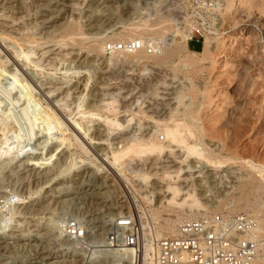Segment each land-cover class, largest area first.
Masks as SVG:
<instances>
[{
    "label": "rangeland",
    "instance_id": "rangeland-1",
    "mask_svg": "<svg viewBox=\"0 0 264 264\" xmlns=\"http://www.w3.org/2000/svg\"><path fill=\"white\" fill-rule=\"evenodd\" d=\"M227 1L217 0L212 7L209 58L193 65L186 53L160 64L151 60L110 64L112 54L91 48L93 43L113 40L131 23L154 24L162 16L166 21L154 26L169 28L146 38L163 37L169 43L174 36H189L190 22L182 15L186 10L190 14V1L187 6L182 0H10L14 8L0 7V190H4L0 192V264L78 263L80 256L67 253L57 239L64 231L55 213L63 209L67 216L77 214L102 232L122 213L138 208L148 216L150 206L160 207L163 194L154 184L159 179L145 185L134 169L157 178L153 174L161 171L164 159H174L173 154L166 149L159 157L127 158L121 168L105 160L126 141L147 139L154 125L173 120L189 125L196 114L198 122L217 130V137L209 132L203 136L207 148L234 158L241 153L255 158L264 152L263 136L251 130L252 120L240 128L234 125V113L228 124L223 115L240 101L239 94L245 99L242 80H264V43L259 44L264 40V7L251 8L250 15L244 11L245 0L229 7ZM252 15L260 16L262 24ZM68 24L76 25L82 35L65 33ZM221 38L225 42L218 46ZM189 46L194 48L190 52L202 47L195 39ZM109 100H114V109L104 104ZM105 117L124 127H109ZM214 117L218 120L212 124ZM158 140L165 144L162 134ZM174 152L182 154L181 149ZM192 164L198 170L202 167L199 162ZM209 168L185 175L212 212L219 210L215 200L226 191H231L227 199L235 193L230 181L243 180L250 170L239 162ZM205 175L206 184L199 185ZM147 193L150 203L144 198ZM203 211L195 212L198 216ZM182 212L176 207L162 213ZM158 222L140 221L143 243L154 240L155 231L152 239L147 232H153L152 224L156 227Z\"/></svg>",
    "mask_w": 264,
    "mask_h": 264
},
{
    "label": "bare ground",
    "instance_id": "bare-ground-1",
    "mask_svg": "<svg viewBox=\"0 0 264 264\" xmlns=\"http://www.w3.org/2000/svg\"><path fill=\"white\" fill-rule=\"evenodd\" d=\"M9 1L10 0H2L0 7L6 9L11 7L14 8L15 6H10ZM186 1L189 0H182V2H184L188 6L189 3L187 4ZM242 1L243 0H228V7L231 6V4L235 5L237 2L242 3ZM244 3L246 4L244 11H247V13L249 14L251 8L257 7L262 10L264 7L262 1L258 2V0H245ZM211 11L212 8L206 10V13L204 12L202 14L203 18L209 19V27L204 34V39L200 51H189L187 44L188 36H182L181 38H178L180 36H178L179 34H176L178 37L175 38L174 36L170 38L172 40L169 43L166 42L167 39L163 37H158L153 40L152 38H146L145 35H150L153 33H165L166 29L169 28L168 24L159 25L156 27L154 26L158 23L163 24V22L166 21V19L162 18L164 16L158 17V21L154 22V24L131 23L127 25L123 30L117 31L115 33L116 37L114 36L113 40L142 38L143 45L137 49L131 51H111L108 54L104 49V42L93 43L91 45V48L98 52H104L105 55L112 54V56L108 59L110 64H114L117 62H131L133 60H136L137 62L151 60L154 63L160 64L164 60L175 57L180 53H186L189 59V64L193 65L198 63L199 61L208 59L210 56V48L208 47L209 38L207 35L210 34V30L214 31V15L211 14ZM182 18H185L190 22L186 25V30L190 32L192 30L193 19L190 18L187 10L182 15ZM253 18L254 22L261 23L260 16L255 15ZM169 26L170 28H173L171 25ZM174 29H172L171 31L173 35H175V32L173 31ZM65 33L82 35L79 28L74 24H68L65 28ZM79 39H81V37H79ZM151 41L159 42L154 52H149L147 49L146 43ZM224 42L225 39L221 38L218 42V46L223 45ZM262 42L264 43V40L260 39L259 44L261 45ZM192 53H197L198 55L192 56ZM241 84L243 90H245L244 92H246V94H244L245 99L241 98L242 94H239L238 98H240V101L235 103L233 109L226 110L225 114H223L225 116V123H231V121L229 120V115L232 113H234L236 117L234 122V125H236V127L238 125V127L244 128L252 120L253 124L251 125V130H254L256 135H262L264 139V80L255 82L251 78H245L241 81ZM113 103L114 100H109L104 104H106L108 109H114ZM256 105L258 106L256 107ZM51 116L52 120L55 121L56 117L54 115ZM193 118L196 121L192 122L189 125L177 120H173L171 123L154 125V131L152 135H150L147 139L140 140L139 138H132L121 144V146L117 148V150H113L112 152H110V154L107 153L109 155L105 157L106 163L110 164V166L112 167L121 168L127 158H130V160H134L136 158H138V160H141L142 158H147L148 156H151L153 154L159 157L164 153V151H166V149L170 154H173L174 159H164L163 162H166V164L160 166L161 171L155 172L153 174V176H157V178L148 176L146 172L142 171V168L134 169V171L137 173V179L139 180V182H142L145 185H147L150 180L152 181L154 179H159L158 181H154V184H156L155 186L159 187V190L162 191L163 194L162 202H160L161 206H150L146 211V213L148 212L147 214L152 216L153 219L159 221L157 226L155 227V233L157 236L163 234L164 232H175L178 223L182 219L197 216V213L195 212L196 210H203L205 208V212L207 211V208L203 206L204 204L203 202H201L196 192L192 187L189 186V175L199 170L202 171L203 169H206L205 171H207L209 167L218 169L231 163L239 162V164H241L242 166L245 165L250 170L247 173L246 177L243 180L230 181L234 183L232 186H234L235 193L232 194L231 198L227 199L226 196L229 195L231 191H226L222 198L215 200L217 204L216 208H219L220 210L221 207H227L229 211H247L255 218L256 236L259 241V247L252 264H264V152L255 158H253V154H250L252 156H249L248 158L244 157L243 153L235 156V158L229 155L222 156L219 152H215L214 150H211V148H207L208 145L204 143L203 139V136L207 132H209L211 136L217 137V130L214 127L215 125L209 124L208 126H205L206 124L204 121L198 122L199 117L196 116V114ZM215 120L218 119L214 117L209 122L215 124ZM103 121L106 122L109 127H124L122 124H119L117 119L115 120L105 117ZM257 122H260V124L256 125ZM217 123L218 122H216V124ZM159 134H162L163 139H166L165 144H162L161 141L158 140ZM256 138L257 136L255 137V139ZM79 145L81 148L82 144L80 142ZM82 149H84V147ZM176 149H181L182 154L175 153L174 151ZM243 151H245V147H243ZM236 158L238 159V161L236 160ZM193 159L194 161H192ZM173 161L178 164V166H176L175 168H172L175 163L170 164V162ZM192 162H199L200 166L202 167L198 170L197 167L199 166H195L194 164H192ZM186 173H188L189 175H185ZM207 179L208 175L203 176L199 185H205ZM2 191L4 190H0V192ZM255 191L256 193H254ZM144 198L147 202H149L150 193H147ZM176 207L180 208L183 211L182 215L176 214L174 216H171L169 214L162 213L163 211H171ZM163 215L167 217H163ZM153 242L154 240H147L145 243H142L145 252L149 251L152 248ZM129 250H131L130 246L123 247V251H120L119 254L120 257L123 256L124 251L127 252ZM108 260L111 259L108 258ZM31 263L35 264L36 261L30 262V264ZM120 263L126 264L123 261H120ZM4 264L9 263L5 262ZM11 264L15 263L13 262Z\"/></svg>",
    "mask_w": 264,
    "mask_h": 264
},
{
    "label": "built area",
    "instance_id": "built-area-1",
    "mask_svg": "<svg viewBox=\"0 0 264 264\" xmlns=\"http://www.w3.org/2000/svg\"><path fill=\"white\" fill-rule=\"evenodd\" d=\"M189 1L193 3L189 14L193 25L187 42L195 39L201 46L209 27V19L203 18L202 14L217 0ZM158 43L147 42L148 51L154 52ZM142 45V38L108 39L104 49L109 54L111 51H131ZM141 213L138 208L135 212L122 213L114 224L110 222L98 232L91 222L77 214L67 216L63 209L55 213V221L62 224L64 231L57 239L67 253L80 256L76 264H121L120 261L126 264H252L258 252L255 218L245 211L225 209L182 219L173 233L154 234L153 247L145 252L140 221L153 218ZM152 226L153 232H147L151 239L155 231V225ZM98 241L100 245H94ZM125 246H130L131 250L124 251L120 257Z\"/></svg>",
    "mask_w": 264,
    "mask_h": 264
},
{
    "label": "crops",
    "instance_id": "crops-1",
    "mask_svg": "<svg viewBox=\"0 0 264 264\" xmlns=\"http://www.w3.org/2000/svg\"><path fill=\"white\" fill-rule=\"evenodd\" d=\"M189 43H190V41H188V42H187V44H188V48H190V46H189ZM191 49H193V50H194V48H191Z\"/></svg>",
    "mask_w": 264,
    "mask_h": 264
},
{
    "label": "trees",
    "instance_id": "trees-1",
    "mask_svg": "<svg viewBox=\"0 0 264 264\" xmlns=\"http://www.w3.org/2000/svg\"><path fill=\"white\" fill-rule=\"evenodd\" d=\"M191 48V47H190ZM195 50H198V49H195Z\"/></svg>",
    "mask_w": 264,
    "mask_h": 264
}]
</instances>
